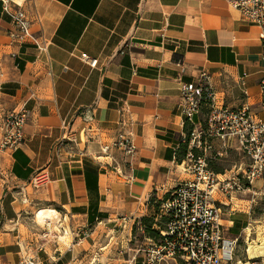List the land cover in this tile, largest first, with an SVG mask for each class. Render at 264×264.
I'll return each instance as SVG.
<instances>
[{"label":"crops","instance_id":"1","mask_svg":"<svg viewBox=\"0 0 264 264\" xmlns=\"http://www.w3.org/2000/svg\"><path fill=\"white\" fill-rule=\"evenodd\" d=\"M22 7L48 48L12 40L0 1V108L25 102L29 111L24 144L0 155V264H138L119 252L131 248L142 218L161 222V200L191 176L177 156L190 128L178 109L179 81L206 70L216 104L258 112L261 29L227 0H23ZM123 128L133 136L132 156L111 146ZM40 170L49 181L34 188Z\"/></svg>","mask_w":264,"mask_h":264},{"label":"built area","instance_id":"2","mask_svg":"<svg viewBox=\"0 0 264 264\" xmlns=\"http://www.w3.org/2000/svg\"><path fill=\"white\" fill-rule=\"evenodd\" d=\"M2 10L12 21L9 37L16 42L33 39L40 53H46L47 44L34 36L29 18L24 11L23 0H0ZM232 8L250 23L261 29L264 60V0H227ZM80 57L91 67L97 63L86 53ZM180 101L178 109L183 123L188 125L186 135L188 150L185 170L191 175L170 189L159 204L162 226H156V238L147 237L141 264H224L233 256L237 238H226L222 223L223 208L233 195L255 188L264 195V72L259 80V111L243 105L229 109L216 104L210 74L201 70L194 81H179ZM207 110L204 122L195 118ZM121 110V126H125L127 114ZM29 111L23 102L12 109L0 108V155L17 150L24 144V128ZM219 143L218 148L215 147ZM125 156H132L136 146L130 131L120 129L111 144ZM239 150L245 161L234 164L230 170L216 172L209 166L210 160L219 159L228 149ZM109 146H104V151ZM49 181L46 170H40L31 178V185L39 188ZM48 226L50 218L43 216ZM137 226L144 230L139 221ZM25 264H37L32 258Z\"/></svg>","mask_w":264,"mask_h":264},{"label":"rangeland","instance_id":"3","mask_svg":"<svg viewBox=\"0 0 264 264\" xmlns=\"http://www.w3.org/2000/svg\"><path fill=\"white\" fill-rule=\"evenodd\" d=\"M215 147L218 148L219 143ZM244 155L237 149H228L227 154L219 159L210 160L209 166L213 169L224 171L230 170L234 164L245 161ZM228 206H224L222 223L226 238H237L233 256L224 264H264V195L263 191L255 188L242 191L233 195ZM35 216V215H34ZM160 220V218H158ZM155 222V220H154ZM162 222V220H161ZM160 221L155 224L162 226ZM156 226H152L155 230ZM237 228V233L231 232V228ZM130 240L127 241L129 249H121L120 256L124 259L134 257L138 264L143 255L147 240L144 230L138 227L132 231ZM132 253V254H130ZM139 260V261H138Z\"/></svg>","mask_w":264,"mask_h":264},{"label":"trees","instance_id":"4","mask_svg":"<svg viewBox=\"0 0 264 264\" xmlns=\"http://www.w3.org/2000/svg\"><path fill=\"white\" fill-rule=\"evenodd\" d=\"M187 134H188V130H187ZM187 150H188V144H187V141H185V144L182 147H180V150H179L180 153L178 152V154H177L178 158L179 159H184L185 155L187 153ZM214 170L216 172H222V171H219V170H216V169H214ZM141 223L144 226V231L146 233V236L151 237V238H156L157 231L152 228L153 224L155 223L153 218H142L141 219ZM237 230L238 229L235 228V226H234L233 228H231L230 231L234 232V234H236Z\"/></svg>","mask_w":264,"mask_h":264},{"label":"bare ground","instance_id":"5","mask_svg":"<svg viewBox=\"0 0 264 264\" xmlns=\"http://www.w3.org/2000/svg\"><path fill=\"white\" fill-rule=\"evenodd\" d=\"M48 215H46L45 217H47ZM49 217V216H48Z\"/></svg>","mask_w":264,"mask_h":264}]
</instances>
